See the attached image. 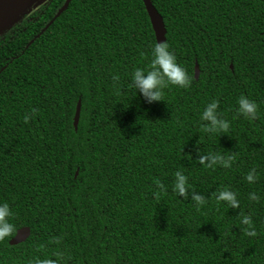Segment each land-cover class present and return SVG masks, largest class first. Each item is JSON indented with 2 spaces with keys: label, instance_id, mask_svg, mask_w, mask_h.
Masks as SVG:
<instances>
[{
  "label": "trees",
  "instance_id": "1",
  "mask_svg": "<svg viewBox=\"0 0 264 264\" xmlns=\"http://www.w3.org/2000/svg\"><path fill=\"white\" fill-rule=\"evenodd\" d=\"M65 1L41 0L0 35V202L14 225L0 264L59 252L65 264H264V0H150L191 77L150 104L129 87L156 44L142 1L71 0L44 30ZM241 95L257 102L256 119H233ZM212 99L227 133L202 130ZM193 145L233 155L231 168L199 165ZM176 170L205 205L173 193ZM225 187L239 208L215 200ZM23 227L28 238L10 246Z\"/></svg>",
  "mask_w": 264,
  "mask_h": 264
},
{
  "label": "clouds",
  "instance_id": "2",
  "mask_svg": "<svg viewBox=\"0 0 264 264\" xmlns=\"http://www.w3.org/2000/svg\"><path fill=\"white\" fill-rule=\"evenodd\" d=\"M116 77L114 76L113 79ZM131 84L130 88L138 90L140 97H142L145 103H152L161 101L164 90L169 86H176L178 88H188L191 84V77L186 73L183 66L177 63L175 54L169 50V45L166 42L156 43L151 48V60L146 68L137 67L131 72ZM218 100L212 99L208 102L203 110L199 113V120L203 123V132L209 136H215L219 133H227L230 129V121L226 119L221 112L217 111ZM35 109L31 110L30 114H25L24 122L27 123L34 115ZM243 117L246 120H254L258 117V104L256 101L249 99L248 97L241 95L236 101L235 113L233 119L236 117ZM192 150L196 153V162L202 165L204 168H213L219 166L221 168H231L234 160L233 155L229 154L225 156L220 152H201L200 148L196 145L192 146ZM259 173L256 168H250L244 175L243 179L249 184H253L257 181ZM157 187L160 188L159 182ZM163 189H161V192ZM172 191L180 197L187 199L191 193V201L194 202L196 208H200L205 205L207 200L205 197L197 192H193L191 185L189 184V178L181 170H176L173 173ZM237 192L230 188H223L216 191L215 200L217 202H224L227 207L237 209L240 206V200L237 198ZM248 200L252 203H259L261 196L255 191L248 193ZM12 212L7 202H0V241L6 240L13 230L14 225L10 222ZM241 225L246 226L245 235L248 237H255L257 235L252 218L250 215L241 214ZM58 243V240L54 238V241ZM70 259L64 252L56 254L55 259H34L29 264H65L66 260Z\"/></svg>",
  "mask_w": 264,
  "mask_h": 264
},
{
  "label": "water",
  "instance_id": "3",
  "mask_svg": "<svg viewBox=\"0 0 264 264\" xmlns=\"http://www.w3.org/2000/svg\"><path fill=\"white\" fill-rule=\"evenodd\" d=\"M27 1L28 5L21 9L22 3ZM148 16L155 42H165L166 30L164 27L163 20L158 14L156 9L153 7L150 0H141ZM41 0H0V35L3 31L7 30L11 25L15 23L22 15H24L33 5H37ZM71 0H66L62 7L56 12L53 19L45 26L44 30L63 12L68 6ZM42 3V2H41ZM231 69V66H230ZM199 68L198 65L194 66V79L198 80ZM80 111V101L77 102L75 113L73 117V127L76 130ZM77 174V172H76ZM29 236V228L23 227L16 231L14 237L10 240L9 245L14 246L24 242Z\"/></svg>",
  "mask_w": 264,
  "mask_h": 264
},
{
  "label": "bare ground",
  "instance_id": "4",
  "mask_svg": "<svg viewBox=\"0 0 264 264\" xmlns=\"http://www.w3.org/2000/svg\"><path fill=\"white\" fill-rule=\"evenodd\" d=\"M26 5H28V3H27V1H24V2L22 3L21 9L25 8Z\"/></svg>",
  "mask_w": 264,
  "mask_h": 264
}]
</instances>
